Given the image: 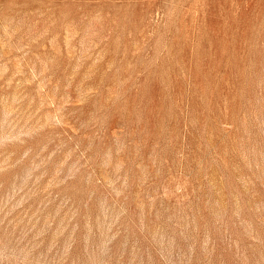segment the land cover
I'll use <instances>...</instances> for the list:
<instances>
[{
	"label": "rangeland",
	"instance_id": "rangeland-1",
	"mask_svg": "<svg viewBox=\"0 0 264 264\" xmlns=\"http://www.w3.org/2000/svg\"><path fill=\"white\" fill-rule=\"evenodd\" d=\"M0 264H264V0H0Z\"/></svg>",
	"mask_w": 264,
	"mask_h": 264
}]
</instances>
